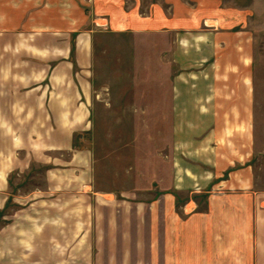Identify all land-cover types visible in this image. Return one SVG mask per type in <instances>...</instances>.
<instances>
[{
  "label": "rangeland",
  "instance_id": "obj_1",
  "mask_svg": "<svg viewBox=\"0 0 264 264\" xmlns=\"http://www.w3.org/2000/svg\"><path fill=\"white\" fill-rule=\"evenodd\" d=\"M93 1L0 0V264H184L194 241L252 264L264 0L170 34L98 26Z\"/></svg>",
  "mask_w": 264,
  "mask_h": 264
},
{
  "label": "crops",
  "instance_id": "obj_2",
  "mask_svg": "<svg viewBox=\"0 0 264 264\" xmlns=\"http://www.w3.org/2000/svg\"><path fill=\"white\" fill-rule=\"evenodd\" d=\"M93 3V23L98 26H110L118 32L170 34L185 29L200 30L204 23L208 27L221 24L225 21L227 11L223 7V0H94ZM1 191L0 199L2 195L5 196ZM263 221L261 225H264ZM189 244L195 253L191 255L189 262L184 264H247L241 261L235 263L232 260L233 263H226L229 258L220 260L219 254L214 255V242L194 241ZM177 255L169 259L168 264H181L179 253ZM252 264H264L262 240L257 241L255 245Z\"/></svg>",
  "mask_w": 264,
  "mask_h": 264
}]
</instances>
